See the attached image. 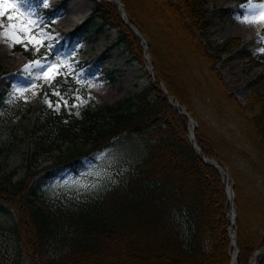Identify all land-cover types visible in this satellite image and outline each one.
Segmentation results:
<instances>
[{
  "label": "trees",
  "instance_id": "trees-1",
  "mask_svg": "<svg viewBox=\"0 0 264 264\" xmlns=\"http://www.w3.org/2000/svg\"><path fill=\"white\" fill-rule=\"evenodd\" d=\"M120 1L129 23L146 39L154 81L114 106H88L79 115L61 107L59 113L49 110L37 119L40 149L51 153L50 162L38 168L26 158L21 176L14 178L15 170L0 174V204L14 212L11 229L21 250L32 264H230L231 211L225 183L218 168L191 147L188 119L167 102L163 83L167 93L195 118L198 127L193 135L200 153L229 171L236 211V264H249L252 252L264 244V191L256 187L262 178L255 173L258 163L264 162V74L252 82L244 103L237 100L216 66L220 53L229 47L209 52L203 43L201 34L209 22L201 0H158L156 10H167L178 21L186 56L200 59L208 91L214 90L205 98L239 125L248 149L238 151L230 141L216 137V130L196 113L193 96L160 70L157 29L137 16L128 0ZM92 8L58 50L74 47L81 35L107 25L118 30L116 40L130 59L144 66L141 39L123 21L117 4L97 0ZM37 10L47 17L54 12L39 5ZM252 62L260 64L256 59ZM72 86L69 78L61 93L69 95ZM145 129L151 140L147 155L99 197L62 203V197L46 200L31 186L42 172L72 171L83 157L109 146L115 137ZM177 214L186 218L183 230ZM53 242L58 248L54 252ZM258 264H264V252Z\"/></svg>",
  "mask_w": 264,
  "mask_h": 264
},
{
  "label": "rangeland",
  "instance_id": "rangeland-1",
  "mask_svg": "<svg viewBox=\"0 0 264 264\" xmlns=\"http://www.w3.org/2000/svg\"><path fill=\"white\" fill-rule=\"evenodd\" d=\"M95 1L47 0V7H44L40 4V0H32L25 5V8L31 7L36 10L38 16L50 17L47 24L41 27H45L54 37L52 41L54 45L57 41H64L66 45L70 39L69 33L86 20ZM128 1L134 13L158 31V36L155 38L159 49L160 70L168 75L176 86L193 96L196 113L208 127L216 130L218 134L216 137L221 136L230 141L237 150L239 149L238 151H247L248 146L237 122H234L224 110L216 108L214 102L205 98L207 93L210 91L214 93V90L211 88L208 91L209 80L200 67V59L194 54L187 57L180 45L184 37L175 17L167 10L158 12L156 10L158 0ZM88 2L91 3L90 12L83 19L72 23L68 15L75 18L76 13L86 9ZM260 2L264 0L200 1L205 9L206 20L209 22L208 30L201 34L203 43L209 52L217 51L224 46L229 47V50L220 53L221 60L216 66H219L228 90L235 93L237 100L242 103L252 90V82L264 74V52L260 51L264 49V41L258 39L264 36V25H261L258 32L248 36L247 31L251 24L241 23L242 16L238 13L246 11L244 6L249 3ZM38 5L42 9H53V14L48 17L42 15L37 10ZM118 9L121 12L119 7ZM4 23L7 24L6 19ZM117 36V29L99 25L80 36L74 47L66 51L58 50L64 54L61 58L67 59L73 64L74 71L83 73L85 77L83 87L73 81L75 85L73 91L65 96L69 105L73 103L69 97L77 88L79 95L85 100L89 96L92 97L83 107L73 108L71 112L74 114L80 113L81 109L88 106H114L152 81L149 65L142 66L137 61H132L128 52L123 50L122 44L116 40ZM45 52L46 48H41L39 53L34 54L31 49L25 51L19 45L9 49L6 44L0 42V78H4L0 79V174L15 170L14 178L21 176L24 172L21 164L26 158L38 168L50 162L51 153L41 151L38 141L40 131H35L37 119L52 110L43 103L44 93L48 92V87L39 88L35 96L27 92L9 103L12 81L17 79L11 74L20 73L25 64ZM49 59H57V57L50 56ZM254 59H259L260 64H253ZM89 82L97 87L88 88ZM25 98L28 102H25ZM50 99L55 103L57 98L51 96ZM148 134V129L125 132L115 137V140L104 149L83 157L76 169L71 171L69 168L61 170L55 168L44 171L32 181L31 186L46 200L62 197L63 203L73 198L95 199L106 189L117 184L121 175L127 173L147 155L151 144ZM52 152L57 153L56 150ZM97 154H103V158L93 159ZM236 154L237 152L234 155L237 156ZM257 166L255 173L262 179L256 187H262L264 191V185L260 184L264 183V162H259ZM88 173L92 174L88 175ZM74 179L79 180L80 184L72 183ZM65 181L68 183L66 184ZM92 185L95 187H91ZM176 219L180 229L183 230L186 226V218L177 214ZM14 221L13 210L0 204V264H32L21 250V243L11 229ZM55 243L53 242L51 247L53 252L58 250Z\"/></svg>",
  "mask_w": 264,
  "mask_h": 264
},
{
  "label": "snow or ice",
  "instance_id": "snow-or-ice-1",
  "mask_svg": "<svg viewBox=\"0 0 264 264\" xmlns=\"http://www.w3.org/2000/svg\"><path fill=\"white\" fill-rule=\"evenodd\" d=\"M28 3L29 0H12V2L0 0V42L6 44L9 49L15 48L17 45L25 51L31 49L34 54L39 53L41 48H46L43 55L25 64L20 73L11 74L17 79L12 81L9 103L24 96L27 92H31L35 96L38 94L39 88L47 86L49 91L44 93L43 103L57 113L63 107L71 114L73 108L83 107L92 97L89 96L85 100L79 95V88H77L69 97L73 101L69 105L68 99H65L67 93H61L60 88L62 84L68 82L69 77L81 87L85 86L84 74L75 72L73 64L69 63L67 59L61 58L64 55L58 51L61 42L57 41L54 45L52 43L54 37L45 27H41L47 24L48 18L38 16L37 11L31 7L25 8ZM40 4L47 7V0H40ZM244 8L246 11L238 13L242 16L241 23L264 25V2L249 3ZM5 19L7 20L6 25ZM258 39L264 41V36H260ZM260 51L264 52V49H260ZM50 56H55L57 59H49ZM87 87L93 88L97 85L89 82ZM51 96L57 98L55 103L50 99ZM25 102H28L26 98ZM76 114L79 115L78 112ZM102 158L103 154H97L93 159ZM91 174L88 173V175ZM65 183L67 184L68 181ZM72 183L80 184V181L74 179ZM82 186L90 187L89 185ZM91 187H95V185Z\"/></svg>",
  "mask_w": 264,
  "mask_h": 264
},
{
  "label": "water",
  "instance_id": "water-1",
  "mask_svg": "<svg viewBox=\"0 0 264 264\" xmlns=\"http://www.w3.org/2000/svg\"><path fill=\"white\" fill-rule=\"evenodd\" d=\"M117 3H118V2H117ZM118 4L121 5V3H118ZM121 6H122V5H121ZM121 16H122V18H124L125 23H127V24L130 26V28H132V29L134 30V32L136 33V35H137L138 37H140V38L142 39V41H145V39L142 37L141 33L139 32L138 28H136L132 23H131V24L128 23V21H127V19H126V17H125L124 11L121 13ZM145 58L147 59V56H146ZM162 89H163V88H162ZM163 92L166 94V96H167V101H168L169 103H171L173 106H178V104L172 102V97H171L168 93H166V91H165L164 89H163ZM180 108H181V109H179V113L184 114V115L187 117V119H188V121H189V124L192 125V126H191V130H190V135H189V136H190L191 139H194L193 131H194V128H195L197 125H196V124H193L195 121H194L192 115H190L189 113H187L186 109H185L182 105H180ZM191 146H194V148L197 150V153H198L199 155H201L200 152L198 151V150H199V147L196 146L195 141H192ZM202 157H203V160L207 161V163H209V164L212 165L213 167H217L218 170H219V172H220V174L222 175V173H221L222 168L218 165V163H217L216 160H213V159H211V158H209V157H206V156H202ZM229 189H230L229 191H228V189H226V192H227V194H228V199L230 200V199H232V196H233V189H231V186L229 187ZM234 217H235V215H234ZM230 222H231V221H230ZM232 225H233V223L231 222V224L229 225V233H230V236H231V240H232V236H233V239L235 238V233H234V231H233V232L230 231V230L232 229ZM231 244H233V246H234L233 252H234L235 255H236V253H237V247H236V244H234V242H232V241H231ZM263 252H264V244H263V246L259 247V248L256 249L255 251H253V253H257V254H258V257H257L258 259H260V258L262 257ZM253 253H252V256H251L250 259H249V264H255V262H256V264L258 263V260H257V259H256L257 261H256V260H255V261L252 260V257H253V255H254ZM236 256H237V255H236Z\"/></svg>",
  "mask_w": 264,
  "mask_h": 264
},
{
  "label": "bare ground",
  "instance_id": "bare-ground-1",
  "mask_svg": "<svg viewBox=\"0 0 264 264\" xmlns=\"http://www.w3.org/2000/svg\"><path fill=\"white\" fill-rule=\"evenodd\" d=\"M85 8H86V9H84L83 11H81V12H79V13H76V17H75V18L72 17V16H70V15H68V19H69L72 23H74L76 20L83 19V18H84L89 12H90V10H91V3L88 2ZM260 27H261V24H251L249 30L247 31L248 36L252 35L253 33L258 32V30L260 29ZM248 32H249V33H248ZM251 33H252V34H251ZM245 34H246V33H245ZM17 61H19V59H17ZM193 124H195V123H193ZM190 125H191V124H190ZM191 126H192V125H191ZM191 126H190V127H191ZM221 172H222V176L225 177V176H226V172L223 171V170H222ZM227 189H228V191L230 190L228 185H227ZM230 211H232V212H230V215H229V217H230V221H231L232 223H234L233 221H234V213H235V212L233 211V209H231ZM233 212H234V213H233ZM230 253H231V255H232L231 264H236V255H235V253H234L233 251H231ZM253 254H254V255H253V257H252V260L255 261V260L257 259V257H258V254H257V253H253Z\"/></svg>",
  "mask_w": 264,
  "mask_h": 264
}]
</instances>
